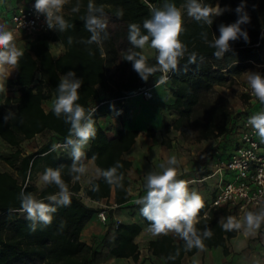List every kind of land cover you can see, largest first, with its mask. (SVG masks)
Instances as JSON below:
<instances>
[{"label":"trees","instance_id":"obj_1","mask_svg":"<svg viewBox=\"0 0 264 264\" xmlns=\"http://www.w3.org/2000/svg\"><path fill=\"white\" fill-rule=\"evenodd\" d=\"M92 2L96 6L103 5L105 16L115 23L113 29L107 30L108 39L102 40L100 44L85 43L91 34L85 29L82 17L87 14L89 0H68L61 14L70 27L64 32H59L67 40V50L54 57L44 42L53 32L36 34L29 40L28 48L23 50L24 55L19 60L15 77L5 80V86L13 90V95H6L0 101V141L9 146L4 153H0V161L8 166V169L0 168V264H93V261L101 256L98 247L81 238V231L102 208L86 203L79 196L81 184L80 181L73 182L69 174L72 160L68 153L62 149L50 151L56 142L64 143L70 125L66 124L62 117L57 118L51 108L45 110L43 101L56 98L60 77L69 70L75 71L77 77L83 80L82 87L78 90L80 99L77 103L86 109H96L93 115L96 136L85 149L86 158L92 159L95 156L92 160L100 170H107L116 162H120L122 167L118 171L124 176L123 188L109 185L102 177L93 178V183L98 187L93 190L89 184L84 188L85 194L97 202L108 199L113 191L116 207L134 206L144 223L150 225L140 214L141 205L126 204L130 200L127 172L132 166V161L123 154L134 145L141 130L123 126L110 136L98 123V119L112 113L119 116L124 106L122 97L129 90L152 83L161 77V72H156L144 82L132 70L131 63L124 60L127 49L132 47L127 39L129 24H139L142 32L146 34L143 21L150 18L152 7H162L166 2L181 7L186 0ZM203 2L213 6L216 3L221 7L227 5L233 11L215 18L213 25L209 27L188 17L186 10L182 9L183 31L179 39L187 46L189 52L198 53V59L196 64H188L185 56L180 61V70L171 72L169 81L161 85H169L173 101L166 107L177 115L171 122H164L159 129L160 142L168 148L171 147L169 132L172 129L184 132L190 125L196 128L199 140L225 139L232 135L241 112H234L228 100L217 93L215 86L230 84L251 65H264V0H246V10L251 22L242 27L247 30L250 42L246 43L243 39L231 42L232 51L226 53L222 59L213 56L215 49L208 47L201 33L207 32L209 40L212 39L213 33L219 36L218 25L222 22L229 24L237 19L234 9L241 0ZM77 3L80 9L73 12L72 9ZM69 37L72 43L68 42ZM156 54L155 52V55L148 56L149 65L156 64ZM199 56L205 58L203 62L199 61ZM185 65L187 71H184ZM243 96L248 98L247 94ZM13 104L14 117L5 124L3 116L6 109ZM112 105L114 107H110ZM155 132L154 127H148L145 134L154 136ZM37 135H45L46 140L35 150L27 152L23 144ZM214 158L213 156L212 159ZM60 166H63L62 178L72 194L71 204L58 207L50 226L37 224L36 230L31 231L26 213L19 211V195L22 191L30 192L47 203L45 198L55 194L58 188L44 184L38 188L32 180L37 173L42 174L45 168ZM210 173L209 164H206L200 176ZM177 179L187 182L189 180L184 175H179ZM212 196L213 192L211 198ZM211 198L204 201L195 227L200 232L207 228L212 233L210 238L203 240V249L222 246L227 254V242L238 231H225L222 228L219 221L231 216L232 211L227 207H210ZM109 217L111 214L107 215V219ZM61 221L64 222L63 227H60ZM141 230L142 225L139 222L122 221L113 228L112 222L108 221L106 231L101 237V244L106 248L105 255L120 259L132 258L137 262L141 251L135 239ZM147 249L151 257L162 259L165 264H181L184 256L199 250H185V242L182 239L176 241L170 233L148 240Z\"/></svg>","mask_w":264,"mask_h":264},{"label":"clouds","instance_id":"obj_2","mask_svg":"<svg viewBox=\"0 0 264 264\" xmlns=\"http://www.w3.org/2000/svg\"><path fill=\"white\" fill-rule=\"evenodd\" d=\"M68 0H35L34 9L37 13L44 15L47 27L50 30L64 32L70 25L64 19L62 10ZM246 0H241L234 9L237 19L229 24L218 25L219 36L213 33L212 39H208L207 32H202L201 37L208 47L215 49L213 56L222 59L223 56L232 51L231 42L243 39L250 42L247 30L242 27L251 22V17L246 10ZM255 9V5L253 6ZM79 3L73 7V12H78ZM202 25L211 27L215 18L222 16L225 12L233 9L219 3L214 6L204 3L203 0H186L181 7L174 3H164L162 7H152L150 18L143 21L141 26L131 23L128 26V41L132 47L128 48L124 60L131 63L142 81L147 82L156 72L162 75L156 84H162L168 79L170 72L180 70V61L187 56L188 64H196L198 53L189 52L187 46L179 39L182 29L183 12ZM123 14L122 12L120 13ZM85 29L91 34L85 41L87 44H100L102 40L109 38L108 20L104 13L103 5L96 6L92 0L87 5V14L82 17ZM72 43L71 37L68 40ZM147 48L156 51V64L149 65V57L144 50ZM140 49L141 51H136ZM24 52L16 44L14 31L6 25L0 24V92H5L2 81L8 78L13 71L19 68V60ZM199 56V61H204ZM187 71V65L184 66ZM83 80L77 77L75 71L69 70L60 77L57 85L58 95L52 101L51 111L57 118H63L69 127V134L63 144H53L50 151L62 149L67 152L72 160L69 166V174L73 182L80 181L89 174L85 149L91 139L96 136L93 115L96 109H86L77 103L80 99L79 89ZM247 84L252 94L264 104V74L259 71L247 72ZM114 107V105L110 106ZM14 117L9 109L3 116L6 124ZM248 124L255 130L260 141L264 143V111L256 113L248 118ZM95 159V156L92 157ZM179 161L175 155L170 156L166 163L160 164V171H150L145 176L144 188L146 195L136 200L140 207V214L150 222L149 231L153 235H168L174 233L185 242V250L193 248L203 249V240L211 237L212 233L205 228L203 232L198 231L195 225L198 223V214L204 207V201L196 191H189L188 182L177 179ZM48 167L40 175L39 179L44 185H55L58 191L48 195L45 200L38 199L30 192L22 191L19 195L21 204L20 211L26 213V219L30 221L31 231L36 230L37 224L50 226L58 207H67L71 204V193L67 183L62 178L61 168ZM122 167L120 162L107 170H97L96 178L102 177L106 183L117 188H123L124 176L118 170ZM87 182L96 190L98 185L93 183V178ZM225 231H243L245 235H252L264 224V207L257 211H247L242 219L234 216L221 218L219 221ZM64 222L61 221L60 227Z\"/></svg>","mask_w":264,"mask_h":264},{"label":"crops","instance_id":"obj_3","mask_svg":"<svg viewBox=\"0 0 264 264\" xmlns=\"http://www.w3.org/2000/svg\"><path fill=\"white\" fill-rule=\"evenodd\" d=\"M23 1L25 0H0V24H4L10 28V21L7 16L8 15L7 13L9 12L10 14V12ZM51 34H52L51 37L44 40V42L48 46L52 55L54 57H57L63 54L67 50V40H65L59 34L58 31H55ZM28 46L29 43H27V45L24 48H22V50L28 48ZM15 75H16V71H13L8 78H14ZM6 79L3 80L4 83ZM219 86L220 85H216L215 87H219ZM166 87H168L169 90L168 94L165 88L163 87H159L158 91H156V94L159 95L160 98L163 95H166L168 98L167 104H169L173 101V96L171 90L169 89L168 84L166 85ZM54 99L55 97H52L50 99L43 101V107L45 108V110H49L51 108L52 101ZM135 101L136 98H132L124 101V106L122 108L120 115L124 113L123 110L126 109V105L132 104ZM134 110H132V112H134ZM139 113L141 116L144 115L145 121L146 118L149 117L148 112L145 113L146 116L142 111H139ZM176 116H177L176 113L171 111L168 113L167 117H165L163 113L161 114V118H159V116L156 115V118L154 117L155 124L149 125L150 127H154L156 129L154 136H147L145 134L146 129L149 127L147 125L145 127L136 126V125H125V124L123 125L120 122V117L122 116H118L115 113H112L107 116H102L98 119V123L103 128L106 129L107 133L110 136H113L116 133V130L123 126L127 128H138L141 130L134 145L123 154L125 158L132 161V166L127 172V176L129 179L128 192L130 194V200L126 204L133 205L134 203H136L137 199L146 195V189L144 188L145 176L150 171H158L157 169L154 168V165L148 162L145 163V161L143 160L145 154L149 153L153 149L152 146L156 143H158V145H156L157 148L158 146H160L159 148L160 152H155L154 155L156 164H158L159 159L160 162H165V159H168L170 157V153L168 151L169 148H167L166 146H163L162 148L161 146L162 144H160L161 135L159 129L163 126L164 122H171L174 118H176ZM162 118L165 121H163ZM117 120L120 123L118 125H117ZM114 124L117 125L116 128L111 129L110 126ZM94 126L96 127V123H94ZM177 132L180 131L172 129L170 131V134L171 133L176 134ZM38 136L39 135H37L31 141H27V142H32L31 147L36 145L35 141L38 140ZM37 147L38 146H36L35 149ZM85 162L89 167V174L87 177H84L80 180L81 190L78 193L79 196H82L83 197L82 199L86 203L90 205H96L104 209L106 216L111 214V217H109L107 220L109 221V223L112 222V225L115 220H117L118 222L134 221V222H139L142 225V230L135 239L136 242L139 244L141 251L140 258L138 259V261L135 262L132 258L120 259V258L109 257L107 264H165L162 259H158L150 256L147 249V242L148 240L153 239L158 235H153L148 230L149 226H147L144 223V221L142 220V218L140 217L134 206L133 207L127 206L124 208H118L116 206L113 208L109 207L115 204L113 191L111 192L110 197L108 199H102L101 201H97V202L91 200L85 194L84 188L89 185L87 180L90 177L96 178V172L99 169L92 159L86 158ZM188 181L191 182V180ZM188 187L190 191H196L198 194H200L203 201L210 200L211 191L207 189V186H196L193 185L192 183H189ZM106 228L107 226H105V222L100 221L99 218L97 217V214H94L93 217L85 224L84 228L82 229L81 238L85 240L87 243L95 246L96 240L102 237V235L106 231ZM170 234L174 237L176 241L180 240V238L177 237L174 233H170ZM258 234H259L258 231H256L252 235H245L243 231H238L237 234L227 242L228 245L227 254L224 253V248L222 246H216L210 248L207 247L204 249H199L197 252H195L192 255L184 256L181 264H264V235L260 233V235L262 236L260 238H257L256 236H258Z\"/></svg>","mask_w":264,"mask_h":264},{"label":"built area","instance_id":"obj_4","mask_svg":"<svg viewBox=\"0 0 264 264\" xmlns=\"http://www.w3.org/2000/svg\"><path fill=\"white\" fill-rule=\"evenodd\" d=\"M34 3L35 0H25L10 12V29L14 33L34 36L55 32L47 27L44 15L35 11ZM170 76L171 72L168 74V79L162 84H156V81L160 79L158 78L152 83L129 90L122 97L123 101L133 97L152 99L155 89L168 82ZM241 88L242 92L248 95L251 105L247 110L240 111L241 113L238 115L234 132L229 138L233 145L232 149L226 153L225 158L218 155L213 159L209 164L211 170L209 175L198 177L200 182L211 177L216 180L212 189L213 196L210 207H227L230 211L264 207V143L260 141L252 126L248 124L250 116L264 111V104L252 94L247 83ZM56 144L63 143L56 142ZM115 206L114 204L109 207ZM97 217L100 221L105 222L107 220L105 210L98 211Z\"/></svg>","mask_w":264,"mask_h":264},{"label":"rangeland","instance_id":"obj_5","mask_svg":"<svg viewBox=\"0 0 264 264\" xmlns=\"http://www.w3.org/2000/svg\"><path fill=\"white\" fill-rule=\"evenodd\" d=\"M64 9V8H63ZM8 18H9V12L7 13ZM108 20V28L113 29L115 27V23L108 17L106 16ZM9 28V27H8ZM10 29V28H9ZM16 36V44L19 48H24L27 43H29V40L33 38V36L25 35L24 33H14ZM145 54L147 56H153L155 55V50L151 48H147L144 50ZM248 71H259L262 74H264V65L261 64H254L249 67H247L243 73L236 77L230 84L225 85V86H219L215 87L217 93L221 95L222 97L226 98L229 102V105L231 106V109L234 112L238 111H244L247 110V108L251 105V102L248 100V98H244L243 92H242V85L247 83V72ZM2 83L5 86V83L2 81ZM165 88L167 91V94L169 92L168 87L161 86ZM6 91L5 92H0V101L3 100V98L6 95H13V90L9 89L5 86ZM159 87L156 88L154 97L150 100H145L140 97H133L136 98V101L132 104L126 105V109L123 110L124 113H122V116L120 117V122L124 125H136V126H149L155 124L154 122V117L156 118V115L161 118V114L163 113L165 117L168 116V113L170 112L167 108V96L163 95L161 98L159 95L156 94V91H158ZM132 99V98H131ZM14 104L11 107H8L7 110L13 109ZM135 109V110H134ZM134 110V112H132ZM122 111V109H121ZM136 111V113H135ZM139 111H142L144 114L148 112V118H146L144 115L141 116ZM163 111V112H162ZM172 112V111H171ZM139 115V116H137ZM146 116V114H145ZM137 117V118H136ZM119 120V119H118ZM117 120V125L120 124L119 121ZM163 121H165L162 118ZM146 122V123H145ZM136 123V124H135ZM121 124V125H122ZM116 124L111 125V129H115ZM150 127V126H149ZM169 137H171V147L168 149L170 156L175 155L179 161L178 164V171L179 175H184L185 178H188L191 180V182L188 181L189 183H192L193 185L196 186H207V189H209L212 192V189L214 188V185L216 183V180L214 177L207 178L205 181H198V177L201 175L203 171V166L206 164H210L213 159L212 157H216L218 155L223 154V158H225V153L229 152L232 149V142L230 141V136L228 135L225 139L223 138H214L210 140H199L197 138V132L196 128L194 126H188L184 132H177L176 134H173L169 132ZM46 140L45 135H39L38 140L35 141L36 145L31 147L32 142H25L24 149L26 151H33L36 146H39L40 143ZM155 143V142H154ZM161 144V142H160ZM158 143L154 144L152 146V150L145 154L144 156V161L145 163H151L154 165V168L160 171V164L166 163L167 159H165V162H159L156 164L155 160V152H160L158 148L156 147ZM162 148L164 145H161ZM34 148V149H33ZM157 148V149H156ZM168 148V147H167ZM7 149H9V146H6L0 141V153H4ZM0 168L1 169H8V166L6 165L5 162L0 161ZM41 173H37L32 182L40 188L43 183L40 181ZM178 175V176H179ZM196 179V180H194ZM81 198H83L81 196ZM258 209H247V210H233L230 214L231 216L236 217L237 219H242L244 214L247 211H257ZM108 220L105 221V226H107ZM119 223L117 220L114 221L113 223V228L116 226V224ZM258 231V236L257 238H260L262 235H264V224L261 225L260 229ZM262 233V235H260ZM112 236V233H110L109 237ZM101 238L96 240L95 246L99 248L100 250V257L95 259L93 261V264H107L109 257L106 254V248L103 247L101 244Z\"/></svg>","mask_w":264,"mask_h":264}]
</instances>
